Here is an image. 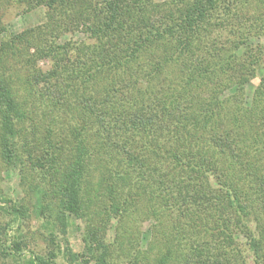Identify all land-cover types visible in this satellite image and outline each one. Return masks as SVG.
Instances as JSON below:
<instances>
[{
  "label": "trees",
  "instance_id": "16d2710c",
  "mask_svg": "<svg viewBox=\"0 0 264 264\" xmlns=\"http://www.w3.org/2000/svg\"><path fill=\"white\" fill-rule=\"evenodd\" d=\"M73 1L34 0L49 23L0 43L2 156L37 174L34 211L76 226L82 264H264V17L247 23L245 0Z\"/></svg>",
  "mask_w": 264,
  "mask_h": 264
},
{
  "label": "rangeland",
  "instance_id": "374dc122",
  "mask_svg": "<svg viewBox=\"0 0 264 264\" xmlns=\"http://www.w3.org/2000/svg\"><path fill=\"white\" fill-rule=\"evenodd\" d=\"M73 2H75L76 7V3L80 4L82 0ZM70 5L72 6L71 3ZM244 6L243 19L247 23L256 25L259 20L256 22L255 20L264 17V0H245ZM75 11H77V8H75ZM69 13H73L72 10H69ZM48 18L46 7L44 5H34V0H0V43L1 40L5 41L10 36L27 31L31 27L36 28L39 25L49 23ZM237 25L228 24L224 28L236 29ZM260 33L261 37H257L254 40V45L257 48L260 45H264V31H260ZM70 38L81 40L83 39V32L81 30H75V33L73 31H65L58 39V42L63 43L70 40ZM261 59L263 61L261 63H264V53ZM38 65L42 70H46L49 62L47 59H41L38 61ZM11 67L13 68L14 65L11 64ZM18 74L23 76L25 72L19 71ZM256 83L257 78L250 80L245 86L244 95L247 102L252 97ZM17 167L13 170L7 164L2 156L0 146V264H26V261L34 255L47 259L49 254L55 255L54 260L57 264H80L79 253L83 246L80 231L70 222L63 227L65 233H61L58 230L59 227L55 226V224L54 228H51V226L49 228V223L45 221V215L42 216L38 211H34V207L37 206L36 193H38V187L35 185L38 179L37 174H31L28 168H24L23 163ZM19 169H24V173L20 172ZM31 183L35 184L29 187L28 185ZM10 199L11 202L15 199L19 200V214L15 215L10 210L9 204L11 202L7 203ZM147 225L144 224L143 226L144 242L149 235ZM237 237V241L239 240L237 246L246 248L247 245L243 236L239 235ZM14 240L16 245L18 244L17 247L13 244ZM244 254H248V261L250 262L251 257L249 255L251 253L245 251Z\"/></svg>",
  "mask_w": 264,
  "mask_h": 264
}]
</instances>
